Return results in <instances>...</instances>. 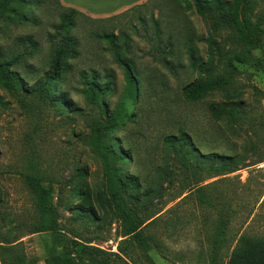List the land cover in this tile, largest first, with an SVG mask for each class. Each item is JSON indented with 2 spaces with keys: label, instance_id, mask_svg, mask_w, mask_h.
<instances>
[{
  "label": "rangeland",
  "instance_id": "obj_1",
  "mask_svg": "<svg viewBox=\"0 0 264 264\" xmlns=\"http://www.w3.org/2000/svg\"><path fill=\"white\" fill-rule=\"evenodd\" d=\"M27 1L33 22L8 24L3 18L0 49L5 55H12L21 48L22 39L33 38L37 48L19 69L31 77L30 87L36 91L40 70H47L50 64L48 34L55 33L54 27L61 23L64 9L59 0ZM190 1L145 0L122 12L103 16L78 10L73 15L75 27L71 32L80 43L81 55L60 86L71 110L61 111L39 94L15 95L0 85V232L18 231L29 258L42 263L52 245L50 234L31 233L27 226L35 221L38 205L53 204L57 207L60 231L69 239L76 237L90 242L118 254L129 264L144 262L140 251L132 243H126L118 232L117 220L105 202L107 185L101 161L88 144L91 126L100 112L82 94V72L96 70L101 77L114 75V93L105 102L110 113L120 102L124 87V71L105 50V42L96 38L97 32L125 34L131 45L130 56L142 73L140 96L130 107L133 120L125 121L113 137L130 154L124 164L125 173L140 178L141 189L133 194L130 205L140 216L157 218L146 227V232L163 245L168 258L152 249L149 254L155 263L209 264L210 260V242L204 230L212 225L215 211L199 207L194 192L185 200L178 196L194 182L208 184L220 177H212L206 170L187 179L182 155H175L165 145L166 137H179L182 131L190 135L203 153L245 157L249 166L222 176L226 178L218 180L220 183L213 191L222 193L226 204L232 200L230 234L241 230L264 235V162L255 164L264 157V74L238 66L240 72L231 87L232 97L242 101V118L236 122L228 117L217 120L212 115L213 105L229 100L223 92L209 93L195 103L186 102L183 87L198 79L189 67L185 46L188 37L204 59L209 49L207 37L215 43L214 52L216 46L222 51L231 47L230 30L216 26L219 9L202 17L193 8H187ZM224 1L228 4L232 0ZM248 2V14L253 19L264 16V0ZM153 15L161 20L158 46L162 48L169 35H173L174 56L170 60L177 67L175 74L155 58L159 52L152 42L156 38ZM80 168L87 172L83 180L78 174ZM27 175H37L42 185L51 187V194L35 196L25 182ZM77 183H81V191L91 193L95 218H83L74 211L86 199L77 194ZM208 214L211 224H204L203 217ZM112 257L117 263V256ZM219 264H227V260L223 258Z\"/></svg>",
  "mask_w": 264,
  "mask_h": 264
},
{
  "label": "trees",
  "instance_id": "obj_2",
  "mask_svg": "<svg viewBox=\"0 0 264 264\" xmlns=\"http://www.w3.org/2000/svg\"><path fill=\"white\" fill-rule=\"evenodd\" d=\"M225 3L224 0H191L187 5L188 9L193 8L202 17L215 8L219 9L216 26L230 30L231 47L222 51L216 46L217 52H214L215 43L207 37L205 40L209 49L207 58L204 59L199 55L193 39L188 37L185 46L188 50L189 67L197 73L198 79L183 87L182 96L186 102L195 103L209 93L223 92L229 100L213 105L212 115L217 120L228 117L236 122L242 118V101L232 97L231 87L233 79L240 72L238 66H248L264 74V16L260 15L253 19L248 14V0H232L228 4ZM61 6L64 9L60 15L61 23L54 27L55 33L48 34L51 43L50 64L47 70L42 69L39 72L42 73L36 82L39 88L34 91L32 86L30 87L31 77L19 69V66L27 63L37 48V43L29 36L22 39L23 44L15 54L5 55L0 49V85L15 95L39 94L43 100L64 111L71 110V107L66 93L60 86L65 75L72 71L73 62L80 58L81 51L78 39L71 32L75 27L73 15L78 10L63 4ZM28 7L27 0H0V21L6 18L8 24L31 23L33 21ZM152 21L156 37L152 42L154 50L159 52L155 58L164 68L175 74L177 67L170 60V57L174 56L173 35H169L167 43L160 48L158 44L161 43L159 41L162 36L161 20L153 15ZM95 35L105 42V50L113 57L114 62L122 67L124 87L120 102L110 113L105 102L107 96L114 93L112 79L114 75L105 74L101 77L96 70L82 72V94L92 108L100 112L91 126L88 144L101 161L107 185L106 206L117 220L120 236L126 243H132L140 251L143 264H156L149 254L152 249L158 250L165 259L168 258L163 245L146 232V227L157 218L140 216L130 205L133 194L141 189L140 178L125 173L124 164L131 157L116 137H113V133L123 126L125 121L133 120L130 107L140 96L142 73L138 70L134 58L130 56L131 45L125 34L97 32ZM257 51H260L259 55L256 54ZM216 57L220 59L216 60ZM165 145L172 148L175 155H182L181 164L187 179L192 176L198 177L207 170L213 174L212 177H220L218 180H222L226 178L222 176L249 166L243 155L203 153L194 145L190 135L183 131L179 137L175 135L166 137ZM262 162L264 157H260L255 164ZM205 166L208 168L205 169ZM78 174L83 180L87 175L86 169L80 168ZM218 180L202 185L194 182L178 196L185 200L192 197L194 192V200L199 207L215 211L212 225L204 228L210 242L209 264H219L223 258L227 260V264H264V235L241 230L229 233V218L232 213L229 207L232 206V200L229 199L226 204V197L222 193L214 194L220 183ZM25 182L37 197L51 194V187L42 185L37 175H27ZM76 192L86 199H82L83 205L76 207L74 211L81 213L83 218H95L91 193L81 191V183L76 184ZM210 220V214L203 217L204 224H211ZM27 228L31 233L50 234L53 239L51 247L43 256L42 263L28 257L18 231L17 233L7 231L0 232V264H119V260L121 264H129L118 254H111L91 245L90 242L76 237L72 239L66 237L59 228L56 205H38L35 221ZM112 256H117V263Z\"/></svg>",
  "mask_w": 264,
  "mask_h": 264
},
{
  "label": "crops",
  "instance_id": "obj_3",
  "mask_svg": "<svg viewBox=\"0 0 264 264\" xmlns=\"http://www.w3.org/2000/svg\"><path fill=\"white\" fill-rule=\"evenodd\" d=\"M64 6L91 16L111 15L127 10L145 0H60Z\"/></svg>",
  "mask_w": 264,
  "mask_h": 264
}]
</instances>
